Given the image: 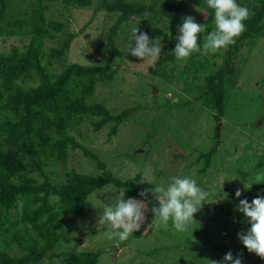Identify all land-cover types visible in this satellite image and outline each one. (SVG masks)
Masks as SVG:
<instances>
[{
  "label": "rangeland",
  "instance_id": "1",
  "mask_svg": "<svg viewBox=\"0 0 264 264\" xmlns=\"http://www.w3.org/2000/svg\"><path fill=\"white\" fill-rule=\"evenodd\" d=\"M24 1L15 0L18 11L25 9ZM134 1L148 5L152 0ZM200 3L196 8L183 0H175L170 19L158 24L146 20L147 12L141 18H130L116 32L113 44L119 57L112 58L104 39L116 14L63 6L56 0L46 2V19L59 23L63 32L75 35L61 61L52 62L55 73L70 63L108 65L115 69L114 78L96 83L87 104L101 103L111 115L131 109L117 127L115 136L107 139L110 125L93 132L84 121L76 141L96 155L111 176L127 181L140 173L138 182L134 183L140 191L156 184L167 186L174 176H189L209 193L188 231H176L171 220L167 225L152 220L139 237L129 236L121 241L107 238L104 233L109 226L98 223L104 206L114 202L116 188L104 185L90 192L76 208L69 204L64 207V233L58 250H101L96 264H209V261L222 262L228 252L234 257L242 254V264H264V260L249 253L239 241L238 233L247 221L236 210L241 199L250 203L257 185L245 191L243 184L252 182L256 173L264 172L263 168L254 170L257 162L264 161V0H237L251 13L244 22L245 38L241 34L234 44L215 53L194 52L185 60L176 59L169 81L152 76L148 69L153 63L140 61L128 52L132 29L138 27L139 32L154 29L164 34L159 40L162 56L170 46V38L178 35L177 28L183 17L192 16L200 24L206 20L210 8L206 0ZM211 25L214 30V23ZM205 35H199L201 45ZM60 38L63 33L53 32L43 41L44 46L55 48ZM26 43L24 39L21 44ZM18 44L15 36L0 38V51L7 52L11 45ZM183 72L195 73L199 85L204 81L200 86L202 96L183 92L188 87ZM217 87L225 98L223 112L217 115L216 123L215 112L204 102L211 99ZM214 138L218 142L210 167L199 174L201 163L193 160L197 153L214 145ZM147 168L154 172L145 178L143 172ZM62 171L68 181L76 179L71 171L80 177L99 174L94 163L77 149L67 152L64 168L57 163L46 167L55 182L62 181ZM82 184L81 190L69 193V198L83 197L81 194L89 191V186ZM237 189H241L239 198L235 196ZM40 264L63 263L52 259L42 260Z\"/></svg>",
  "mask_w": 264,
  "mask_h": 264
},
{
  "label": "trees",
  "instance_id": "2",
  "mask_svg": "<svg viewBox=\"0 0 264 264\" xmlns=\"http://www.w3.org/2000/svg\"><path fill=\"white\" fill-rule=\"evenodd\" d=\"M49 1L53 0H26L22 2L25 9L21 12L15 0H0V38L15 36L19 42L18 45H11L7 52L0 51V264H40L42 260L52 259H58L63 264H96L101 250H58L64 233V207L69 204L71 208H76L90 192L107 184L114 188L126 187L125 196L142 199L139 196L141 191L134 185L140 173L127 181L111 176L106 172L105 164L75 139L84 121L88 122L93 132L110 125L107 139L115 136L117 127L126 120L131 109L111 115L101 103L87 104L96 83L114 78L115 69H110L108 65L70 63L62 65L55 73L52 62L58 64L61 61L75 35L63 32L59 23L46 19V2ZM56 1L76 9L94 8L95 11L116 14L104 39L112 58L119 57L113 39L122 24L146 12V20L155 24L169 20L175 4V0H152L148 5L134 0ZM183 1L196 8L201 6L200 0ZM207 12L202 23L206 25L204 33L211 31V24L214 23V11L210 9ZM53 32L63 33V38L58 40L57 47L47 48L43 41L49 39ZM143 33L148 34L151 40H160L164 36L154 29ZM242 35L245 38L244 31ZM24 39L27 43L21 44ZM176 42V37L170 38L169 48L149 67L148 72L152 76L162 81L170 80L176 60L172 55ZM183 73L188 82L183 92L190 96L198 93L202 96L200 86L205 84L204 81L199 85L195 73ZM217 89L211 99L204 102L215 112L213 118L216 123L219 121L217 115L223 112L225 98L219 87ZM217 142L214 138V145L205 152L197 153L193 160L194 163H201L197 170L199 174L210 167ZM75 149L94 163L99 174L80 177L71 171L76 179L68 181L67 174L62 171V181H53L46 167L57 163L64 168L67 152ZM262 168L264 171V161L254 166L256 171ZM242 176L246 177L245 174ZM82 183L89 186V191L81 194L83 197L69 198V193L81 190ZM257 195L264 196V183L256 185L250 200ZM147 200L149 208L155 206L151 194ZM152 220L149 211L140 230L130 237H139ZM249 227L246 222L241 232H246Z\"/></svg>",
  "mask_w": 264,
  "mask_h": 264
},
{
  "label": "clouds",
  "instance_id": "3",
  "mask_svg": "<svg viewBox=\"0 0 264 264\" xmlns=\"http://www.w3.org/2000/svg\"><path fill=\"white\" fill-rule=\"evenodd\" d=\"M208 8L214 11V30L203 37L202 45L198 43L199 35L206 31V25L197 23L192 16L182 18L178 26L176 44L172 55L177 60H185L194 52L203 54L215 53L235 43L245 30V21L250 17V10L237 3V0H206ZM160 41L150 40L146 33L139 32L138 27L132 29L131 43L128 52L140 61L154 63L161 55ZM154 169L147 168L143 175L149 177ZM264 183V172L256 173L254 180L243 184L249 190L253 184ZM126 187L114 189V202L105 205L103 214L98 220L101 225H108L104 235L109 239L127 240L139 231L146 220V213L151 212L153 220L167 225L171 220L173 228L178 232L188 231L194 222V215L200 211L209 193L198 186L196 179L189 176H174L165 186L156 184L139 193L142 199H125ZM155 200V206L149 208L147 197ZM235 196H241L237 189ZM237 211L242 213L250 227L246 232L238 233V239L249 253H254L264 260V196L257 195L249 201L241 199ZM242 254L235 257L228 252L222 262L209 261V264H242Z\"/></svg>",
  "mask_w": 264,
  "mask_h": 264
},
{
  "label": "water",
  "instance_id": "4",
  "mask_svg": "<svg viewBox=\"0 0 264 264\" xmlns=\"http://www.w3.org/2000/svg\"><path fill=\"white\" fill-rule=\"evenodd\" d=\"M153 93H156L155 91Z\"/></svg>",
  "mask_w": 264,
  "mask_h": 264
}]
</instances>
